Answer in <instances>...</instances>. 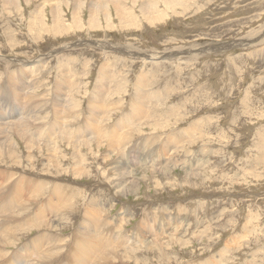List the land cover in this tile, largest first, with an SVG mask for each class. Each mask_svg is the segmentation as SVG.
Masks as SVG:
<instances>
[{
  "label": "rangeland",
  "instance_id": "374dc122",
  "mask_svg": "<svg viewBox=\"0 0 264 264\" xmlns=\"http://www.w3.org/2000/svg\"><path fill=\"white\" fill-rule=\"evenodd\" d=\"M74 1L0 3V95L16 100L0 106L41 116L27 138L13 134L11 160L0 154L18 177L0 172L6 254L60 244L55 264L102 248L109 264H264V0Z\"/></svg>",
  "mask_w": 264,
  "mask_h": 264
},
{
  "label": "bare ground",
  "instance_id": "6f19581e",
  "mask_svg": "<svg viewBox=\"0 0 264 264\" xmlns=\"http://www.w3.org/2000/svg\"><path fill=\"white\" fill-rule=\"evenodd\" d=\"M23 1V0H22ZM26 2L28 1V0H25ZM50 1V0H49ZM56 0H54V2H55ZM58 1V0H57ZM62 1V0H61ZM87 1V0H86ZM86 1H84V0H75L72 4H76V3H80V2H84L85 4H86ZM120 0H91L90 2H89V4H88V6H92L93 4H95V3H99V5H96L95 7L96 8H101L102 7V4L104 5V4H108V3H114L115 4V2L117 3V4H119L118 2H119ZM147 1V0H146ZM179 1V0H178ZM183 1V0H182ZM3 3L4 4V8L6 7V6H8V5H12V6H14V5H18V3H19V0H0V3ZM150 2L151 1H149L148 3L150 4ZM156 2H157V0H156ZM165 2L166 3H170V2H167L166 0H165ZM47 3H49V2H47ZM66 3H67V1H66ZM147 3V2H146ZM87 5V4H86ZM151 6L150 7H148V9L150 10H152V6H154V1H152L151 2V4H150ZM156 5V4H155ZM170 5V4H169ZM50 6V5H49ZM54 6H57V4H53V7ZM18 7V6H17ZM156 7V6H155ZM51 8V7H50ZM103 9H104V7H103ZM103 9H102V11H103ZM37 10H38V8H37ZM90 10V17H89V22H91V21H96V17H97V15H99V13H96V12H94V11H92L91 9H89ZM150 10V11H151ZM165 10V9H164ZM39 11V10H38ZM101 11V12H102ZM116 12H118V11H116ZM149 12V11H148ZM105 13H106V11H105ZM124 13V12H123ZM57 13H55V15H56ZM144 14H146L145 12H144ZM128 19H130V18H128ZM131 22V21H130ZM101 47H103L102 46V44H101ZM211 47H213V46H211ZM219 46H217V48H218ZM199 48V47H198ZM201 48V47H200ZM205 48V47H204ZM207 48V47H206ZM119 49V48H118ZM191 49V48H190ZM209 49V48H208ZM221 49V48H220ZM132 50H133V48H132ZM189 50V49H188ZM193 50H194V48H193ZM202 50H204V49H202ZM202 50H201V52H202ZM215 50H217V49H215ZM199 51V50H198ZM134 53V52H133ZM132 53V54H133ZM176 53V52H175ZM192 53V52H191ZM195 53V52H194ZM198 53V52H197ZM131 54V53H130ZM146 56H145V58H151V56H153V55H151L150 53H148V52H146V53H144ZM155 54V53H154ZM150 55V56H149ZM170 56V55H169ZM21 63V62H20ZM62 71V70H61ZM113 75V74H112ZM141 75V74H140ZM143 76V75H142ZM140 77V76H139ZM142 78V77H141ZM109 80V79H108ZM142 80V79H141ZM1 81V80H0ZM9 81H13V80H9ZM6 83H8V81H3L2 83H0V84H6ZM105 83V82H104ZM20 84H23V81H20ZM33 84V82H30L29 84H23L24 86H26V88H24V87H22V88H20L19 89V91H20V94L21 95H23L25 98H27L28 100H30V101H32L29 97H28V94H29V90H31V86L30 85H32ZM57 84V83H56ZM118 84V83H117ZM61 85V84H60ZM67 85H69V84H67ZM71 85V84H70ZM100 85V84H99ZM103 86V85H102ZM141 86V85H140ZM67 87V86H66ZM139 87V86H138ZM144 87V86H143ZM103 88H105V87H103ZM137 89V88H136ZM98 90V89H97ZM3 91H5V90H3ZM106 93V92H105ZM107 94V93H106ZM7 96H11V94H8ZM7 96L6 95H4L3 94V96L2 97H4L5 99H6V101H7V103H10L11 101H16V100H14V99H9V98H7ZM141 96V95H140ZM1 97V95H0V98H2ZM136 97V96H135ZM95 98H97V97H95ZM146 99V98H145ZM11 100V101H10ZM90 100V99H89ZM147 101V100H146ZM34 102V101H33ZM71 102V101H70ZM133 102V101H132ZM139 102V101H138ZM148 102V101H147ZM1 103V102H0ZM15 103H17V102H15ZM43 104V103H42ZM132 104V103H131ZM141 104V103H140ZM19 105H21L27 112H30V111H28L27 110V108H26V105H27V102H23V103H21L20 102V104ZM130 105V104H129ZM144 105V104H143ZM73 107V106H72ZM42 108H43V106L41 107V111L40 112H42ZM101 108V107H100ZM142 108V107H141ZM0 109L2 110V113L0 114V146H3V150L2 151H0V154H4V158H6V159H8V160H11L12 158H13V156L15 155V153H16V151H15V148H16V142L14 141V139H13V134H14V136L15 137H18V138H22V137H25V138H27L28 136H27V134L30 136L31 134H33L32 133V131H34L33 130V128H35V127H32V126H34L36 123V121H38V120H40L41 121V116H40V113L38 114V112H36V113H33L31 116H24V117H22V116H16V117H12V119H9V117H5L4 116V114H5V111H6V109L5 108H3V107H1L0 106ZM44 109H46V108H44ZM78 109V108H77ZM138 109V108H137ZM139 110V109H138ZM143 110H144V108H143ZM142 110V111H143ZM39 111V110H38ZM50 111V110H49ZM123 111V110H122ZM117 112V111H116ZM145 112V111H144ZM61 113V112H60ZM96 115H95V117H96V119H93V120H95V122H93V120H92V125L94 126L93 127V129H101V128H103V127H101V123L103 122H105V121H103L104 119V114H103V112H101V111H97V113H95ZM53 115V114H52ZM72 115V114H71ZM89 115V114H88ZM44 116V115H43ZM46 116V115H45ZM55 116V115H54ZM53 116V117H54ZM61 116L62 115H58V114H56V117L57 118H61ZM52 117V118H53ZM142 117V116H141ZM55 118V117H54ZM91 119V118H90ZM61 120V119H60ZM44 121V120H43ZM11 123H13L14 125H12ZM43 123H45V122H43ZM97 123H99V128H97L98 127V125H97ZM3 124V125H2ZM119 124V123H118ZM6 125V128L4 127ZM64 125H65V127H66V124L64 123ZM104 125V124H103ZM59 126V125H58ZM55 127V126H54ZM87 128V127H86ZM108 128V127H107ZM109 128H110V125H109ZM54 129V128H53ZM62 129V128H61ZM68 129V128H67ZM88 129H89V127H88ZM87 129V130H88ZM99 129V130H100ZM55 130V129H54ZM53 130V131H54ZM113 130V129H112ZM115 130V129H114ZM122 130V129H121ZM37 132V131H36ZM59 132V131H58ZM63 132V131H62ZM77 132V131H76ZM88 132H90L89 130H88ZM115 133H116V131H114ZM112 133V132H110L109 134H106L107 136H105L106 137V139L107 140H111V138H113V137H115V138H119V134L117 135V134H115V133ZM41 133V132H40ZM56 133H57V130H56ZM55 132H54V134H56ZM61 133V132H60ZM84 133H86V132H84ZM92 133V132H91ZM131 133V132H130ZM189 134V133H188ZM192 134V133H191ZM35 135V134H34ZM52 135V134H51ZM50 135V136H51ZM87 135V134H86ZM100 135V134H99ZM98 135V136H99ZM130 135V134H129ZM37 135H35V137H36ZM38 136H39V134H38ZM97 136V137H98ZM104 136V135H103ZM120 136H122V135H120ZM100 137V136H99ZM20 138V139H21ZM34 138V137H33ZM37 138V137H36ZM29 139V138H28ZM48 139V138H47ZM86 139H88V138H86ZM86 139H84V140H86ZM105 139V140H106ZM221 139V138H220ZM36 140V139H35ZM98 140V139H97ZM103 140H104V138H103ZM104 140V141H105ZM46 141V140H45ZM80 141V140H79ZM95 141V140H94ZM102 141V140H101ZM51 142V141H50ZM100 142V141H99ZM107 142V141H106ZM118 142H119V140H118ZM32 143H33V141H32ZM86 143V142H85ZM108 143V142H107ZM98 144V143H97ZM96 144V145H97ZM106 144V143H105ZM118 144V143H117ZM121 144V143H120ZM119 144V146L121 147V145ZM6 145V146H5ZM15 145V146H14ZM24 145V144H23ZM26 145V144H25ZM85 145V144H84ZM115 145V144H114ZM173 145V144H172ZM88 146V145H87ZM93 146V145H92ZM95 146V145H94ZM109 146V145H108ZM110 146H111V144H110ZM31 147V146H30ZM38 147V146H37ZM111 147H113V146H111ZM115 147H116V145H115ZM139 147V146H138ZM35 148V147H34ZM39 148V147H38ZM92 148H94V147H92ZM140 148L141 147H139V150H138V152L140 151ZM4 149L7 151H4ZM113 149V148H112ZM118 149V148H117ZM143 149V148H142ZM144 149H145V146H144ZM148 149V148H147ZM169 149V148H168ZM10 150H11V152H10ZM109 150V149H108ZM119 150V149H118ZM36 151V150H35ZM173 151V150H172ZM10 154H9V153ZM135 152V151H134ZM144 152V151H143ZM158 156V155H157ZM5 159V160H6ZM169 160V159H168ZM118 161V160H117ZM199 162V161H198ZM152 163V162H151ZM115 164V163H114ZM53 165V164H52ZM5 166V165H4ZM13 166V165H12ZM53 167V166H52ZM55 167H57V166H55ZM116 167V166H115ZM115 167H113V168H115ZM18 168V167H17ZM45 168V167H44ZM118 168V167H117ZM77 170V169H76ZM2 171V173L4 174V176H5V178L8 180V181H10L11 183H14V182H16L17 180H18V177H14V178H12V176H13V172L11 171V168L9 167V169H7V170H0V172ZM15 172V171H14ZM122 173V172H121ZM124 174V173H123ZM18 175V174H17ZM16 175V176H17ZM115 176V175H114ZM143 176V175H142ZM42 178V177H41ZM120 178V177H119ZM49 180V179H48ZM51 180V179H50ZM117 180V179H116ZM122 180H123V176H122ZM125 180V179H124ZM121 181V180H120ZM57 182V181H56ZM55 182V183H56ZM116 182V181H115ZM118 182V181H117ZM58 183H60V184H63V182H58ZM65 183V182H64ZM63 185H65V187H66V189L68 190V191H70V192H72V191H74L76 194L80 191V190H78V189H76V188H74L75 187V185H73V184H67V183H65V184H63ZM117 186H120V185H118V184H116ZM114 187H115V185H114ZM56 191H58V192H60L61 190H60V187H56V189H55ZM124 191V190H123ZM8 192H9V187L7 186V185H0V215H2L3 214V216H2V218L4 217V214H5V210L7 209V207H9V202H10V199H9V196H8ZM74 192H73V194H74ZM79 194V193H78ZM69 195H70V193H69ZM72 195V194H71ZM98 199V198H97ZM71 200V199H70ZM32 201V200H31ZM69 201V200H68ZM89 202V201H88ZM36 203V202H35ZM67 203H69V202H66V204ZM37 204V203H36ZM66 204H65V206H66ZM101 205H102V203H101ZM100 205V206H101ZM28 206V205H27ZM64 206V207H65ZM69 206V205H68ZM100 206H98V208H101ZM113 206V205H112ZM21 207V206H20ZM19 207V208H20ZM103 209V211L105 212L106 210H105V207H103L102 208ZM107 209V208H106ZM97 212L101 215L103 212H100V211H98L97 210ZM106 213V212H105ZM104 213V214H105ZM128 213V209L126 208H124L122 211H119V216L117 217V220H120V221H122V220H124V214H127ZM105 215H107V214H105ZM113 217L114 216H112V217H110V219H113ZM1 218V219H2ZM1 219H0V222H1ZM15 219V217L14 216H12V217H9L8 219H7V222L8 221H12V220H14ZM180 219V218H179ZM109 220V219H108ZM116 220V221H117ZM157 220V219H156ZM158 220H160V219H158ZM46 221V220H45ZM111 221V220H110ZM115 221V220H114ZM18 223H21V221H17ZM188 222V221H187ZM191 222V221H190ZM5 223V222H4ZM109 223V222H108ZM124 223V222H123ZM157 224H158V222H156ZM160 223V222H159ZM194 223V222H193ZM35 226H37V225H39V224H42L43 226H45L46 227V224L47 223H45L44 221H39V222H35V223H33ZM49 224V223H48ZM195 224H196V222H195ZM32 224H30V226H31ZM51 225H53L52 224V222H51ZM122 225V224H121ZM116 226V225H115ZM24 227H28V225L27 226H24ZM121 227V226H120ZM41 228V227H40ZM50 228V227H49ZM116 228H117V226H116ZM148 228V227H147ZM21 229H24L23 227H21L20 228V230ZM46 229V228H45ZM48 229V228H47ZM102 229H105V227L103 226V228ZM122 229V228H121ZM149 229V228H148ZM154 229V228H153ZM152 229V230H153ZM19 230V231H20ZM44 230V229H43ZM54 230V229H53ZM12 231V230H11ZM15 231V230H14ZM46 231H50V230H46ZM98 231L99 232H97V229H94V230H92L91 231V234L92 235H96V236H102V237H105L106 236V234L105 233H103L100 229H98ZM155 231V230H154ZM7 232H10V231H7ZM7 232H3V233H0V244H2L3 245V250H0V260H1V262H3V263H5V264H23V262H25L26 264H55L56 263V261L60 258V256H61V253H59L60 252V249H61V247H60V244H57V245H55V246H53V247H51V246H42V244H39L38 245V247H30V248H28V247H25V249L23 250V248L21 249V253L18 251V250H16L15 252H13V253H11V254H6V245H10V244H13L14 243V241H13V239H12V237H10L11 235L10 234H7V235H5L7 238H2L1 239V237L4 235V233L6 234ZM16 232H17V230H16ZM38 232H40V231H38ZM51 232V231H50ZM79 232H80V230H79ZM79 232H75V234H73V238L76 240V242H77V244H80V235H81V237L82 238H84V239H87V238H89V234L88 233H85V232H81V234L79 233ZM13 233V232H12ZM18 233H20V232H18ZM149 233H150V230H149ZM13 235V234H12ZM53 237H56V238H59L62 242H63V239L60 237V236H58V235H53ZM136 237V236H135ZM139 237H141V236H137V240H138V238ZM108 238V237H107ZM32 239V238H31ZM31 239H29V240H31ZM118 239V238H117ZM115 240V241H117V242H119L118 240ZM121 239V238H120ZM139 239H141V238H139ZM29 240H27L26 242H28ZM136 240V241H137ZM111 241V240H110ZM127 241V240H126ZM129 241V240H128ZM135 241V240H134ZM135 241V242H136ZM138 241H140V240H138ZM25 242V243H26ZM61 242V243H62ZM122 242V241H121ZM124 242V241H123ZM134 242V244H136ZM142 242V241H141ZM141 242H139V244L141 243ZM70 244H71V242H70ZM69 244V245H70ZM115 244V243H114ZM121 245V244H120ZM132 245V244H131ZM143 246V245H142ZM51 247V248H50ZM109 247V246H108ZM133 247H135V246H133ZM139 247H141V246H139ZM233 247V246H232ZM31 251V252H30ZM128 251V250H127ZM28 252H30L29 254H28ZM109 254H111L110 253V251L107 249V248H102V249H97V250H95L94 251V253H93V257H91L89 260H88V263L87 264H98V260H101L102 259V261L101 262H99V264H109V263H107V259H108V255ZM118 259V258H117ZM119 260V259H118ZM204 263H206V262H204ZM207 263H209V262H207ZM61 264V263H60ZM62 264H65V263H62ZM71 264H82V263H78V262H75V261H73Z\"/></svg>",
  "mask_w": 264,
  "mask_h": 264
}]
</instances>
